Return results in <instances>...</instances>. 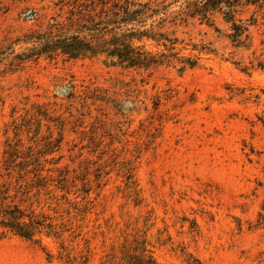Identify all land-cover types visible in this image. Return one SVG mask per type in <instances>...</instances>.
Instances as JSON below:
<instances>
[{"label":"rangeland","instance_id":"374dc122","mask_svg":"<svg viewBox=\"0 0 264 264\" xmlns=\"http://www.w3.org/2000/svg\"><path fill=\"white\" fill-rule=\"evenodd\" d=\"M159 1L178 55L144 71L19 61L32 46L17 40L62 15L59 0H0V186L18 193L29 171L44 187L15 202L58 231L0 230V264H133L142 250L157 264H264V11L236 7L250 26L237 44L223 14L179 18L186 0Z\"/></svg>","mask_w":264,"mask_h":264},{"label":"trees","instance_id":"16d2710c","mask_svg":"<svg viewBox=\"0 0 264 264\" xmlns=\"http://www.w3.org/2000/svg\"><path fill=\"white\" fill-rule=\"evenodd\" d=\"M242 3L257 6L264 11V0H186L175 13L179 18L184 16L186 19L197 18L206 22L210 21L213 13H221L225 22L232 24L235 42L241 44L242 35L250 27L235 18V9ZM58 6L62 15L52 17L45 29L31 30L17 40L18 43L32 46L23 58L17 56L19 61L38 60L41 57L52 60L59 56L70 60L104 58L112 66L149 71L170 62L178 55L174 52L176 40L168 38L161 31L167 18L160 16H166L170 6L165 5V1L59 0ZM147 42L162 46L169 54L148 50L145 45ZM180 63L184 69L194 67L190 59ZM257 121L264 130V109L257 115ZM22 172L26 174L29 171L21 167L18 173L16 188L21 196L28 193V188L44 187L34 179L29 180ZM18 193L12 195L11 185L6 186V183L0 186L1 235L13 234L36 242H39L37 236L57 235L55 224L46 223L44 216L41 219L33 212L28 213L15 202ZM258 226L264 227V209L259 214ZM137 259L138 262L133 264H157L147 250H142Z\"/></svg>","mask_w":264,"mask_h":264}]
</instances>
